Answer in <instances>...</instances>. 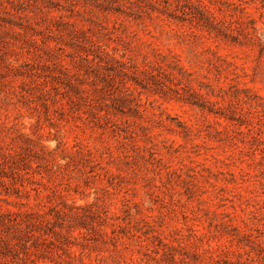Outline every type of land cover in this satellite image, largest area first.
Segmentation results:
<instances>
[{
  "label": "rangeland",
  "instance_id": "1",
  "mask_svg": "<svg viewBox=\"0 0 264 264\" xmlns=\"http://www.w3.org/2000/svg\"><path fill=\"white\" fill-rule=\"evenodd\" d=\"M0 264H264V0H0Z\"/></svg>",
  "mask_w": 264,
  "mask_h": 264
}]
</instances>
